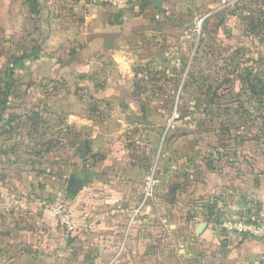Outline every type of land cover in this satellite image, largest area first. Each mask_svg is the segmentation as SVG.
Listing matches in <instances>:
<instances>
[{
  "label": "rangeland",
  "instance_id": "rangeland-1",
  "mask_svg": "<svg viewBox=\"0 0 264 264\" xmlns=\"http://www.w3.org/2000/svg\"><path fill=\"white\" fill-rule=\"evenodd\" d=\"M40 2L43 12L37 20V24L42 22L39 29L35 26L25 29L15 26L3 30L0 27V58H2L0 63L6 68L2 79L5 82L9 80L13 82L10 96L4 104L1 102L2 92H0V264H95L98 257L97 246L89 247L86 241L84 244L78 242L68 245V248L61 247L58 249L61 250L58 251V255H53V250L49 248L47 251L32 250L28 249V246L24 247V243L15 241L5 245L4 239L8 229L13 240L18 237L19 231L33 229L42 215L51 219L52 227L54 219L60 234L63 230L64 234L73 232L75 227L66 209L65 187L68 177L73 174L81 178L79 176L86 175L89 171L92 173L91 169L106 160L105 142L114 137H124L133 149L143 151L141 155H144L146 164H149L136 203L129 210L123 206L118 210L128 212L129 225L141 216L153 217L148 224L153 231L150 255L151 260H154L153 264H177L175 248L180 243L176 235L177 228L180 232L187 230L188 237H186L189 243L197 245L195 234L198 230L196 229L201 227L204 221L210 228V239L212 240L213 237L214 241L222 243L223 240L220 238L226 234L224 222L249 223L259 219L258 216L250 217L242 214L236 216L237 214L226 212L229 211L227 208L229 204L220 201H217L218 203L213 201L208 205L207 210L200 213V208L191 210L183 204V195L180 198V205L170 209L168 204L171 193L184 188L185 181L179 180L177 171L163 172L157 169L158 162L161 163L163 160L164 152L172 146L171 138L183 132L200 133L204 130L200 134L207 132L205 134L210 141L216 144L217 141L216 143L215 140L212 141V137L218 129L223 132L244 128L252 134H258L257 137L264 151V103H261V99L264 100V91L257 92L259 91L257 89L264 87L262 84L264 58L257 63L259 55L264 57V18L260 17L262 15L259 12L248 13V19L251 21L248 27L249 39L243 42L237 41V45L233 46V52H236L235 47L247 48V55L240 59L245 61L241 66L250 68L247 88L251 91L253 84L256 91L243 92L244 89L240 88L239 92L238 86L234 90L241 96L239 101L237 98L234 102L229 92L218 91L220 98H223L220 101L222 106L209 110L205 107L191 106L194 90L185 86L195 77L192 74L189 77L187 69L186 73L178 75L174 84L175 82L171 80L149 78L148 75L152 70L148 75L147 72H137L140 67L136 66L137 64L133 63L130 57L113 60L112 57L107 56L103 58L105 60L101 62L102 66L97 60L85 62L88 72L81 77L82 79L73 75L53 77L55 58L64 48L58 47L59 39H53V30L51 32L48 28L50 20H53V0ZM199 15L201 16L199 13L189 15L192 27L189 31L191 38L185 41L183 46L181 45L183 52L188 54L189 61L197 47L196 43L202 33L203 23L209 20L208 15L202 17V25L198 32L195 26L201 21ZM33 33L36 34L35 38ZM257 38L260 39V43ZM53 53L56 56L53 57ZM23 56V59L17 61L16 57ZM229 56L226 68L232 71L233 60L237 55H233V60L232 55ZM246 57L255 61L246 62L244 60ZM222 64H215L209 69L211 80L216 79L215 72L221 73L225 67ZM119 66H122L123 70L120 71ZM137 73L145 76H138ZM156 82H159V86ZM234 98L236 99V96ZM175 107L181 119L169 126L171 113ZM208 116L218 117L219 120L209 123L211 118ZM186 117L200 125L188 121L187 123L191 125L184 124ZM231 117L233 123L229 122ZM202 119L206 123H203ZM227 139L228 141L223 142L230 143V139ZM207 142L209 141L205 138L202 142L204 148L208 147ZM254 142L256 141L248 143L246 147L250 150L257 148ZM169 157L175 165L176 158ZM207 162L214 168L213 162ZM259 162L264 166V155L259 157ZM151 175L155 180L152 196L134 216L141 203L146 178ZM166 175L171 180L169 191L165 193L164 199L162 196L155 210L152 202L155 201L159 189V180H163ZM11 179L24 184V187H15V191L10 188V194H7L6 185L11 187L13 185ZM232 191V194H227L229 197L236 192L235 189ZM59 197L64 200V209L70 217L72 230H68L60 215L55 214L57 209L53 202ZM196 206L197 204L194 205ZM191 211L198 215L191 214ZM192 215H195V218ZM226 235H228L227 241H230L232 235ZM223 250L220 254L224 253ZM215 258L204 254L199 258L200 263L194 264H221L222 258Z\"/></svg>",
  "mask_w": 264,
  "mask_h": 264
},
{
  "label": "crops",
  "instance_id": "crops-1",
  "mask_svg": "<svg viewBox=\"0 0 264 264\" xmlns=\"http://www.w3.org/2000/svg\"><path fill=\"white\" fill-rule=\"evenodd\" d=\"M40 1L0 0V27L3 30L15 26H19V29L34 26L39 29L42 22L37 24V20L43 12ZM135 1L117 5L115 0H53V20H50L48 28L51 32L53 30V39H59L58 47L64 48L62 53L57 55L58 57L53 53V57L57 58L53 64V77L73 75V77L81 78L88 72L85 62L89 60L93 62L97 60L102 66L101 62L107 56L112 57L113 60L130 57L131 61L140 67L137 72H147L148 75L152 70L153 73L148 75L149 78L152 77L151 79L162 78V81L166 79L175 82L178 75L186 73L187 69L189 77L191 74L195 77L185 86L194 90V99L190 104L195 108L205 107L213 110V107L222 106L220 101L223 98H220L218 93L221 90L229 92L233 102L237 98L238 101L240 100L241 95L238 94L240 88L244 89L243 92L251 93L247 88L248 82L244 79L245 75L249 74L250 68L242 67L241 64L245 61H240L247 55L248 50L245 47H238V49L235 47L234 53L233 46L237 45V41L243 42L249 39L248 27L251 21L248 19V13L257 11L262 15L260 17L264 18V0L258 4L255 0H158V7L153 5L152 0H147L148 4L145 6L140 4L141 0ZM31 2L36 9L34 14L30 10ZM191 13L201 14L199 15L201 19L208 15L209 20L203 23L202 33L196 43L197 47L189 61V56L183 52L181 45L183 46L184 42L191 38L189 34L192 28L189 21ZM192 24L194 27V23ZM32 35L34 37L36 34ZM257 40L260 43V39L257 38ZM229 55H232V60L233 55H237L233 60L232 71L226 68ZM260 56L257 63L264 58ZM16 58L20 61L24 56ZM244 60L255 61L249 57ZM220 63H223L225 67L221 73L215 72L216 79L211 80L209 69ZM13 66L17 68L16 64ZM119 68L120 71L123 70L122 66ZM5 71V65H2L0 80ZM11 75L13 76L12 72ZM143 76L145 75H141ZM156 83L159 86V82ZM262 84H264L263 79ZM238 86V91H235L234 89ZM261 100V103H264V100ZM208 117L211 118L209 123L219 120L218 117ZM187 121L194 123L189 117L184 118V124L191 125ZM230 121L233 123L232 117L229 118ZM197 123L194 124L200 125ZM203 123L206 122L203 120ZM241 130L245 129L241 128ZM241 130L231 131L230 129L221 132L218 129L212 137V141L215 140V143L217 141L214 144L216 147L213 148L214 145H212L213 147L207 153L209 155L206 154L203 161L199 157L203 164L207 158V161L213 162L214 168L219 169L220 175L225 176L224 178L230 177L226 178L227 185L236 190L231 197L228 195L211 198L208 205L213 201L225 202L229 204L227 207L229 211L226 212L237 214L236 216L242 214L263 218L264 166L259 162V157L264 155V151L257 137L258 134ZM186 134L190 133L183 132L171 138L172 146L164 152L163 160H159L161 163L158 162L157 169L163 172L177 171L179 180L185 181L184 188L171 193L168 207L171 209L180 205V198H182L180 195H183V204L191 210L200 208L201 213L207 210L208 205L197 200H190L188 192L192 182L179 174V168L193 166L196 162L190 156L193 150L179 144L181 140L186 139L187 136H184ZM227 138L230 139V143L223 142L228 141ZM253 141H256L254 143L257 148L250 150L246 145ZM132 147L124 137H114L105 142L106 162L91 169L92 173L89 171L88 174L79 176L84 181L75 195L66 193V209L75 227L73 232L64 234L63 230L60 234L54 219L52 227L51 219L42 215L36 222V228L19 231L15 240L10 237L11 231L8 229L4 239L5 245L15 241L24 243V247L28 246V249L32 250L47 251L49 248L53 250V255H58V251H61L58 250L59 248H68V245L78 242L84 244L86 241L89 247L97 246L98 257L95 264H153L154 260H151L150 256L153 231L148 225L153 217L144 215L136 218L129 225L128 212L118 210L122 206L129 210L136 203L143 180L147 176L145 171L149 164H146L144 155H141L143 151ZM3 154L6 153L3 152ZM169 156L176 158L175 165ZM159 182L155 201L152 202L155 210L162 196L164 199L165 193L169 191L171 180L166 175ZM12 184V187L6 185L7 194H10V188L14 190L15 187H24V184L17 181H12ZM207 184L210 185L213 182L207 181ZM199 194L198 192L196 195ZM195 204L199 206L194 207ZM191 214L198 215L192 211ZM195 215L192 216L195 218ZM201 224L206 222L203 221ZM207 227L206 224L201 232H196L197 245L189 243L187 230L180 232L179 228L176 229L180 242L175 248L177 264L200 263L199 258L204 254L214 256L215 259L222 258L221 264H264V240L231 236L230 241H227L228 235L223 234L224 236L220 238L223 240L222 243H218L213 237H211L212 240L210 239V228L206 229ZM218 245L224 246L222 248L224 253L220 254Z\"/></svg>",
  "mask_w": 264,
  "mask_h": 264
},
{
  "label": "trees",
  "instance_id": "trees-1",
  "mask_svg": "<svg viewBox=\"0 0 264 264\" xmlns=\"http://www.w3.org/2000/svg\"><path fill=\"white\" fill-rule=\"evenodd\" d=\"M139 1L140 0H136L135 2H139ZM131 2H134V0ZM131 2H129V3H131ZM255 2L258 4L259 2H261V0H255ZM129 3H127V4H129ZM140 4H142V6H145L148 4V1L147 0H141ZM30 10H31V13H33V14L36 13V9L34 8L33 2H31ZM250 74H251V72H249V74H246L244 77V79L247 82L250 81V79H249ZM12 85H13V82L11 83L10 80L6 81V82L3 81V79L0 80V86H2V88L0 87V92H2L1 102L3 104L7 102V98H8V96H10ZM251 86H252L251 91L252 92H253V90L256 91L253 84H251ZM257 90H259V91H257L258 93H261L264 91V87H261ZM205 133H207V132H204L202 134L196 133V132L190 133L189 135L186 134V135H184V136H187L186 139L185 140L183 139L179 142L180 145L188 147V148L193 150L191 152L190 156H191V158H193V160H195L197 162V165L195 162L196 166L193 165V166H186V167L179 168V174L181 176H184L186 179H188L189 181L192 182V186L190 187L189 192H188L189 197L191 198L190 200L191 201L197 200L198 202H200L204 205H208L211 201V198H214L217 196H223V197L228 196L227 194L233 193V191H232L233 189L227 185L226 178H224L220 175L219 169L212 168L208 164V162H207L208 158L205 159L206 162L204 164L200 161L199 157L202 160L205 157V155L207 153H209L208 151L211 149V147H213L212 142L210 141V139L208 138V136ZM205 138L209 141V142H207L208 147H206V148H204L202 146V142L204 141ZM215 147L216 146L214 145L213 148H215ZM207 155H209V154H207ZM207 181H211V182H213V184L209 185V184H207ZM198 192L200 194L196 195ZM181 196L182 195H180V197ZM194 197H195V199H193ZM178 199H179V197H178ZM218 246H219L220 253H221V251L223 250L222 248H224V246L223 245H218ZM223 264H226V263H223Z\"/></svg>",
  "mask_w": 264,
  "mask_h": 264
},
{
  "label": "built area",
  "instance_id": "built-area-1",
  "mask_svg": "<svg viewBox=\"0 0 264 264\" xmlns=\"http://www.w3.org/2000/svg\"><path fill=\"white\" fill-rule=\"evenodd\" d=\"M133 0H115V2L120 5L127 4ZM201 21L197 22V25L195 26L196 30L199 32L201 25H202V19ZM181 116L180 113L175 107L171 113L170 121H169V126H172L176 121L180 120ZM153 175L148 176L146 178V183L145 186L142 190V198H141V203L138 206V210L135 211L134 216L137 215L138 212H140L141 208L146 205V202L151 198L153 189L155 186V180L153 179ZM54 207L57 209V212H55L56 215H60L61 219L64 222V225L68 228V230H72V224L70 222V217L69 215L65 212L64 209V200L62 197L57 198L54 202ZM50 207V206H49ZM52 208V207H50ZM53 211V208L51 209ZM134 220V218H132ZM223 227L225 228L226 234L232 235V236H239V237H250L253 239H258V240H264V217L259 218L256 221H252L249 223H245L243 221L239 222H224ZM222 233V232H221Z\"/></svg>",
  "mask_w": 264,
  "mask_h": 264
},
{
  "label": "water",
  "instance_id": "water-1",
  "mask_svg": "<svg viewBox=\"0 0 264 264\" xmlns=\"http://www.w3.org/2000/svg\"><path fill=\"white\" fill-rule=\"evenodd\" d=\"M152 3L155 7H158V0H152ZM83 181V178H78L75 175L71 174L68 177L67 184L65 187L66 193L69 195H75L79 191L80 184H82ZM205 227L206 224H203L201 227L198 228V232H201Z\"/></svg>",
  "mask_w": 264,
  "mask_h": 264
}]
</instances>
